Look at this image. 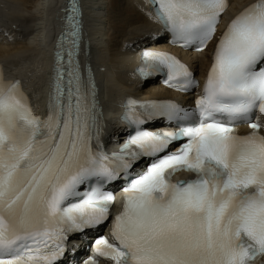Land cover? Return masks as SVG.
<instances>
[{"label":"snow or ice","instance_id":"obj_1","mask_svg":"<svg viewBox=\"0 0 264 264\" xmlns=\"http://www.w3.org/2000/svg\"><path fill=\"white\" fill-rule=\"evenodd\" d=\"M153 2L174 42L198 51L228 7V0ZM71 55L64 68L57 54L45 118L33 113L19 82L0 72V264H57L67 233L106 222L115 196L96 186L69 201L88 182L127 177L148 157L155 159L123 189L114 242L96 240L97 256L113 264H264V122L256 115L264 117V0L244 8L221 34L194 109L127 101L124 119L137 131L111 157L92 146L99 140L94 92ZM138 71L164 74L166 84L184 91L199 86L188 66L165 52L145 51ZM143 115L190 123L150 132L139 127ZM239 123L250 131L239 134ZM180 141L177 151L160 155ZM180 170L195 176L173 181Z\"/></svg>","mask_w":264,"mask_h":264},{"label":"bare ground","instance_id":"obj_2","mask_svg":"<svg viewBox=\"0 0 264 264\" xmlns=\"http://www.w3.org/2000/svg\"><path fill=\"white\" fill-rule=\"evenodd\" d=\"M254 2L231 0L215 39L219 40L230 21ZM149 3V0H80L87 42L83 57L95 68L97 97L102 106V117L101 109L97 111L99 140L95 141L103 149L112 148L108 139L119 131L115 115L121 97L132 94L141 99L188 100L187 95L151 81L142 83L134 77L133 71L139 64L138 47L160 34ZM64 4L63 0H0V28L5 36L0 37V61L7 71L24 79L33 113L38 117L44 116L47 104L48 68L52 48L63 27ZM15 35L18 36L15 41H7ZM163 43H168V39H160L151 48L177 54L198 74L208 67L207 50L195 52Z\"/></svg>","mask_w":264,"mask_h":264},{"label":"water","instance_id":"obj_3","mask_svg":"<svg viewBox=\"0 0 264 264\" xmlns=\"http://www.w3.org/2000/svg\"><path fill=\"white\" fill-rule=\"evenodd\" d=\"M74 1H76V3H74ZM77 2H79V1L78 0H71L70 2H68L67 3V6H69L68 10H72L73 11V8H74L75 11H76V9H78V8H76L77 6H75L77 4Z\"/></svg>","mask_w":264,"mask_h":264}]
</instances>
